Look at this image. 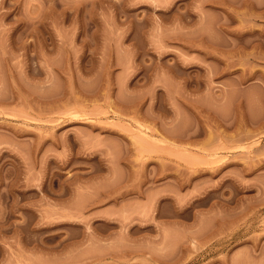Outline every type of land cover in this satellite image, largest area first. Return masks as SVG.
<instances>
[{"label":"rangeland","instance_id":"obj_1","mask_svg":"<svg viewBox=\"0 0 264 264\" xmlns=\"http://www.w3.org/2000/svg\"><path fill=\"white\" fill-rule=\"evenodd\" d=\"M0 264H264V0H0Z\"/></svg>","mask_w":264,"mask_h":264}]
</instances>
